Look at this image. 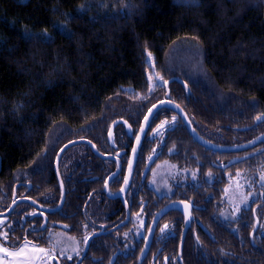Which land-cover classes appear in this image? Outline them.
I'll use <instances>...</instances> for the list:
<instances>
[{
  "label": "trees",
  "instance_id": "obj_1",
  "mask_svg": "<svg viewBox=\"0 0 264 264\" xmlns=\"http://www.w3.org/2000/svg\"><path fill=\"white\" fill-rule=\"evenodd\" d=\"M171 78L170 98L207 139L230 144L264 132V120L256 122L264 113V0H0L3 170L48 159L53 166L59 149L78 138L103 153L125 150L126 167L146 113L166 98ZM117 119L134 131L118 125L114 147L108 134ZM231 156L202 146L175 111L163 108L151 122L137 170L142 175L168 163L186 183L212 185L209 192L220 200L234 180L264 185V150L226 170L214 165ZM115 164L85 144L62 158V168L106 173ZM258 203L264 222L263 194ZM203 224L212 236L202 232L199 246L191 225L181 242L184 264H229L226 228L239 241L233 247H245L247 235L250 250H236L233 264H264L261 226L257 245L251 242L254 218L242 222L240 216L230 227L219 217Z\"/></svg>",
  "mask_w": 264,
  "mask_h": 264
},
{
  "label": "flooded vegetation",
  "instance_id": "obj_2",
  "mask_svg": "<svg viewBox=\"0 0 264 264\" xmlns=\"http://www.w3.org/2000/svg\"><path fill=\"white\" fill-rule=\"evenodd\" d=\"M255 137L224 145L244 144ZM262 150L264 142L240 151L221 152L232 156L224 163L218 159L214 165L226 170L248 161ZM119 152H122V158L126 151L104 154L117 155ZM85 153L87 149L82 148L81 154L84 156ZM57 154L53 166L48 159L33 162L27 167L13 168L9 172L3 170L0 155V264H184L181 242L189 235L191 225L193 238L199 246L202 232L212 236L203 223L207 220L216 223L217 217L225 220L229 227L240 216L242 222H252L254 218L253 229L258 221L264 232V222L257 214L259 196L264 195L263 184L244 185L248 204L232 215L229 202L225 199L231 183L224 189L221 200L215 198V190L209 192L212 185L202 186L195 179L192 184L186 183L184 175L174 172L168 178L170 183L160 189L155 180L156 168L149 167L141 175L136 164L130 183L124 186L129 160L124 167L121 159V170L107 184L108 178L117 169L115 159L98 155L116 162L115 167L106 173L103 168H62V155L58 173ZM233 160L237 162L223 168ZM249 188L252 190L248 191ZM205 191L210 193L208 198ZM177 202L189 207L191 221L187 231L183 210L172 208L158 216L166 206ZM226 229L228 245L224 252L230 260L229 264H233L236 250H250L247 248V235L241 241L245 247L238 249L233 247L239 241L231 238L232 229ZM150 233L151 244L139 263ZM255 233L252 235L251 231L250 237L251 242L257 245L254 242ZM213 245L216 253L215 242ZM193 252L198 256L199 248L195 247ZM244 256L239 258L243 260Z\"/></svg>",
  "mask_w": 264,
  "mask_h": 264
},
{
  "label": "water",
  "instance_id": "obj_3",
  "mask_svg": "<svg viewBox=\"0 0 264 264\" xmlns=\"http://www.w3.org/2000/svg\"><path fill=\"white\" fill-rule=\"evenodd\" d=\"M174 80V78H171L167 81V94H166V98L162 99L160 101H158L157 103H155L153 106L150 107V109L148 110V112L146 113L143 122L141 124V127L135 137L134 140V144L132 147V151H131V155H130V160H129V164H128V174L126 176V181L124 183V186H127L130 183L131 180V176L133 175V171L136 167L137 164V160L139 157V153L141 150V147L143 145L144 139L148 133L149 127L151 125V122L154 118V116L156 115V113L163 108H169L173 111H175L183 120L184 124L186 125L188 131L190 132V134L194 137V139L199 142L202 146L209 148V149H213L215 151H220V152H232V151H240V150H244L247 148H251L261 142H264V133L258 135L257 137H255L253 140L244 143V144H236V145H224V144H218L215 143L209 139H207L206 137H204L203 135H201L199 133V131L195 128L194 124L192 123L188 113L186 112V110L177 102L173 101L170 98V91H169V85L171 84V82ZM264 120V113L259 116L256 119V122H261ZM123 124L125 125L126 129L128 130V133L130 135L133 134V127L130 125V123L127 120L124 119H117L115 120L110 127L109 130V141L111 144L115 145V130L117 128L118 125ZM143 129V131H141ZM81 143H85L88 144L93 151L99 155L102 158H111V159H115L117 161V169L116 171L110 175V177L107 180V184L110 182L111 178L116 175L119 170H121L122 168V163H121V158L120 155L122 154V152L117 153V155H113V154H104L102 153L97 146L94 144V142H92L89 139L86 138H78V139H73L69 142H67L65 145H63L58 154H57V158H56V169L59 173V167H60V159L63 155V153L71 146L76 145V144H81ZM245 158V157H243ZM240 160V159H239ZM237 160H233L228 162L227 164L223 165V168L229 167L230 165L236 163ZM0 168H1V157H0ZM63 201V200H62ZM172 208H177V209H181L184 211L185 216H186V227H185V231H187V228L190 224L191 221V214L189 211V207L186 204L177 202V203H172L169 204L168 206H166L164 209H162V211L159 213L158 216H160L163 212H166L169 209ZM157 218V217H156ZM156 223V219L154 220L153 224ZM154 226V225H153ZM259 227V222L257 221L254 229L252 230V235L255 233V231L257 230V228ZM151 244V233L149 234L148 238L146 239L145 242V246L144 249L140 255V259H139V263H141L143 261V259L145 258L147 251L149 249V246Z\"/></svg>",
  "mask_w": 264,
  "mask_h": 264
},
{
  "label": "rangeland",
  "instance_id": "obj_4",
  "mask_svg": "<svg viewBox=\"0 0 264 264\" xmlns=\"http://www.w3.org/2000/svg\"><path fill=\"white\" fill-rule=\"evenodd\" d=\"M150 63L153 64V61L150 59ZM173 170L168 163H160L155 169V180L157 186L162 189L165 188L169 182L168 178L170 175L174 174ZM245 183L242 181L234 180L230 186L227 188L225 199L228 200L229 206L231 208L232 215L238 213L243 206L248 204V197L246 192L243 189ZM246 196V197H245Z\"/></svg>",
  "mask_w": 264,
  "mask_h": 264
},
{
  "label": "snow or ice",
  "instance_id": "obj_5",
  "mask_svg": "<svg viewBox=\"0 0 264 264\" xmlns=\"http://www.w3.org/2000/svg\"><path fill=\"white\" fill-rule=\"evenodd\" d=\"M162 126H163V125H162ZM141 131H143V129H142ZM5 238H7V237H6V234H5ZM25 246H26V245H25Z\"/></svg>",
  "mask_w": 264,
  "mask_h": 264
}]
</instances>
